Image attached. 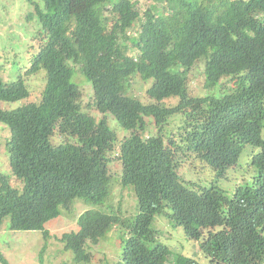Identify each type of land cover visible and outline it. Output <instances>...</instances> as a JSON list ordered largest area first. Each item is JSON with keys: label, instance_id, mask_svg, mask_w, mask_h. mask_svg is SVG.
<instances>
[{"label": "trees", "instance_id": "16d2710c", "mask_svg": "<svg viewBox=\"0 0 264 264\" xmlns=\"http://www.w3.org/2000/svg\"><path fill=\"white\" fill-rule=\"evenodd\" d=\"M26 17L39 22L26 74L45 70L38 101L0 107L10 184L0 171V223L11 230H40L70 210L75 198L102 203L110 182L132 186L138 200L133 218L87 209L74 230L61 235L76 264L89 263L95 245L114 225L125 232L114 264H168L170 250L156 242L151 226L165 213L188 237L199 240L216 264H260L264 259V0H27ZM132 51H135L133 54ZM203 61V88L193 95L185 71ZM81 72L92 84L86 102L72 81ZM152 79L147 103L130 94V79ZM22 78L2 83L0 101L26 99ZM178 97L176 103L165 99ZM97 109L93 116L84 106ZM180 129L163 132L172 116ZM115 118L128 134L119 139L108 125ZM178 117V116H177ZM148 120L157 128L148 127ZM146 132L150 134H146ZM251 184L232 198L212 185L184 182L178 168L189 155L221 177L247 145ZM117 149V151H116ZM116 158L119 167L109 168ZM113 177V179H111ZM111 180V181H110ZM132 217V216H131ZM44 249V248H43ZM0 261L9 264L0 253ZM109 264V263H104ZM177 264H200L179 256Z\"/></svg>", "mask_w": 264, "mask_h": 264}, {"label": "rangeland", "instance_id": "374dc122", "mask_svg": "<svg viewBox=\"0 0 264 264\" xmlns=\"http://www.w3.org/2000/svg\"><path fill=\"white\" fill-rule=\"evenodd\" d=\"M133 1L137 2L141 10L149 3L148 0ZM30 10L27 0H0V79L2 83H7L22 78L30 91V95L26 99L15 102L0 101V107L3 109H13L28 101H38L45 86L44 69L34 75L26 74L31 53L37 50V46L34 49L31 47L35 44L33 38L39 27L36 17L32 20L26 17ZM203 65V61H198L191 69L185 71L189 81V90L193 95H217L215 93L216 88H203ZM72 81L81 89L83 101L89 100V97L93 94L91 82L81 72H75V70ZM152 81V79L142 80L139 75H135L130 79V94L136 96L143 103H147L150 99L146 94V90ZM177 100L178 97H171L165 99L164 103L173 104ZM84 110L90 111L97 118L102 117L94 106L89 108L85 105ZM181 118L182 116L179 114L172 116L168 121L169 124L165 125L163 132L165 134L170 133L172 130L177 132L180 129ZM107 120L108 125L116 131L119 139L128 134L127 130L119 126L115 118L108 115ZM147 122L150 131L155 133L157 130L155 125L150 120ZM146 134L150 133L146 132ZM9 136V127L0 122V171L9 175L12 186L21 188L22 182L11 174L9 166V156L5 147ZM261 136L264 139V126ZM259 152V147L247 144L235 165L231 166L221 177L217 176L216 172L204 161L192 158L191 155L183 158V160H187L181 162L178 173L186 183L193 182L199 188L215 185L222 189L226 197L232 198L236 187L251 184L256 169L250 163V159L252 155ZM111 160L113 162L109 164V168L119 167L120 178L121 164L116 158ZM113 172H118V170L114 171L113 169ZM109 188L110 193L102 203L94 204L78 197L74 199L70 210L60 208V215L45 224V228L49 231L47 240H45L40 230L20 231L9 229V219L4 218L0 223V253L9 264H76L72 260L71 252L63 250L60 237L63 233L75 229V221L81 212L87 209H98L106 213H117L130 219L138 211V200L132 186L122 188V185H118L115 181V183L110 182ZM167 212L169 213V209H165L161 214H156L151 226L156 231V242L162 243L170 250L168 264H177L179 256L194 259L200 264H212L201 250L200 244L205 236H202L199 240L188 237L182 226H175V223L167 218L165 214ZM123 232H125L124 229L119 225L112 226L97 244H89L88 251L91 253V261L81 264H104L106 262L114 264L119 259L118 248L122 243ZM0 264L3 263L0 261ZM260 264H264V259Z\"/></svg>", "mask_w": 264, "mask_h": 264}, {"label": "clouds", "instance_id": "9594fccd", "mask_svg": "<svg viewBox=\"0 0 264 264\" xmlns=\"http://www.w3.org/2000/svg\"><path fill=\"white\" fill-rule=\"evenodd\" d=\"M209 259H210V258H209ZM210 261H211V263H212V264H216L215 262H212V260H211V259H210Z\"/></svg>", "mask_w": 264, "mask_h": 264}]
</instances>
